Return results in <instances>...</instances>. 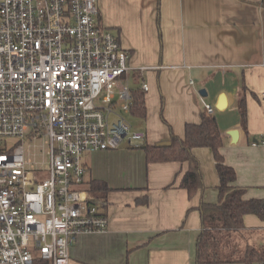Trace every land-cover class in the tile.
Instances as JSON below:
<instances>
[{
	"label": "crops",
	"instance_id": "0c3cea01",
	"mask_svg": "<svg viewBox=\"0 0 264 264\" xmlns=\"http://www.w3.org/2000/svg\"><path fill=\"white\" fill-rule=\"evenodd\" d=\"M97 6L99 23L129 54L121 83L131 91L141 90L142 80L148 85L145 118L133 116L140 119L133 131L143 132L148 144L168 142L170 128L183 137L185 124L200 122L210 104L234 184L245 188L244 199L264 198V0H98ZM241 91L246 129L237 109ZM221 94L223 110L217 108ZM130 115L123 113L125 120ZM231 130H237L235 141ZM192 153L204 188L189 199L179 187L187 162H147L141 148L125 141L114 150L85 151L86 184L100 180L108 187V224L80 234L69 247L68 264H195L197 207L219 201V178L208 148ZM253 216L244 215L241 245L264 243V226Z\"/></svg>",
	"mask_w": 264,
	"mask_h": 264
},
{
	"label": "built area",
	"instance_id": "2783aa9c",
	"mask_svg": "<svg viewBox=\"0 0 264 264\" xmlns=\"http://www.w3.org/2000/svg\"><path fill=\"white\" fill-rule=\"evenodd\" d=\"M97 2L0 0V264H68L77 237L108 224L83 153L145 142L123 117L129 54ZM45 138L33 166L26 148Z\"/></svg>",
	"mask_w": 264,
	"mask_h": 264
},
{
	"label": "trees",
	"instance_id": "16d2710c",
	"mask_svg": "<svg viewBox=\"0 0 264 264\" xmlns=\"http://www.w3.org/2000/svg\"><path fill=\"white\" fill-rule=\"evenodd\" d=\"M132 101L129 112L132 116L145 118V101L142 90L131 91ZM240 125L247 128V108L244 93L237 97ZM170 128V127H169ZM169 144L166 146L143 143L138 148L144 151L147 162L179 161L187 162V169L179 182V187L187 191L191 199L204 188L199 161L194 157V148H208L213 156L215 170L219 178L218 202L200 201L201 230L196 241L195 264H223L242 262L243 264H264V243L259 246L241 245L245 238L243 219L246 214H255L264 219V200L244 199L245 188L234 184L236 173L226 164L221 154L222 138L213 114L203 111L200 122L187 123L184 136H177L170 128ZM264 138V137H263ZM89 192L102 203L108 192L107 185L100 180H90Z\"/></svg>",
	"mask_w": 264,
	"mask_h": 264
},
{
	"label": "rangeland",
	"instance_id": "374dc122",
	"mask_svg": "<svg viewBox=\"0 0 264 264\" xmlns=\"http://www.w3.org/2000/svg\"><path fill=\"white\" fill-rule=\"evenodd\" d=\"M128 82L130 84H132V85H135L136 84V81L134 80V82H133L132 81V78H130L128 80ZM133 83H135V84H133ZM138 120H140V119H138V118L135 119V117H133L131 115L130 116H126V121L131 125L132 130L133 129L134 130H138L139 129V126L137 124H135L136 122H138ZM47 145H48V141L45 138L44 140H38V141L34 142V144L30 145V148L29 149L26 148V152H28V154H30V159L32 161H34V162L31 163L33 166H35L36 163L38 165V163H40V161L42 159H44V160L47 159L46 158V155H45V149L47 148ZM84 154H85V152L83 153V155ZM83 155H82V157H83ZM251 190L256 193V191H258L259 189L258 188H254V189H251ZM261 199L264 200V198H261ZM253 218L254 219L256 218L258 225L264 226V219L262 220L260 217H257L256 215L253 216Z\"/></svg>",
	"mask_w": 264,
	"mask_h": 264
},
{
	"label": "water",
	"instance_id": "95a60500",
	"mask_svg": "<svg viewBox=\"0 0 264 264\" xmlns=\"http://www.w3.org/2000/svg\"><path fill=\"white\" fill-rule=\"evenodd\" d=\"M200 94L205 95V91L202 89L200 90ZM226 107V97L225 95L221 94L219 99H218V103H217V108L220 110H223ZM232 137V140L235 141L237 138V130H231L229 133ZM158 145H162V146H166L169 144V142H161V143H157Z\"/></svg>",
	"mask_w": 264,
	"mask_h": 264
}]
</instances>
